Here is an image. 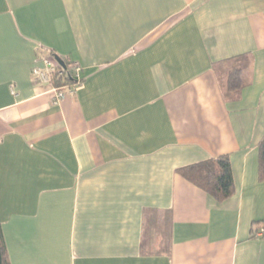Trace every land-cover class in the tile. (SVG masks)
<instances>
[{"label":"crops","instance_id":"crops-1","mask_svg":"<svg viewBox=\"0 0 264 264\" xmlns=\"http://www.w3.org/2000/svg\"><path fill=\"white\" fill-rule=\"evenodd\" d=\"M240 54L226 100L214 67ZM55 56L83 80L58 103L33 74ZM263 139L264 0H0L11 264H264ZM222 155L223 202L177 173Z\"/></svg>","mask_w":264,"mask_h":264},{"label":"trees","instance_id":"trees-1","mask_svg":"<svg viewBox=\"0 0 264 264\" xmlns=\"http://www.w3.org/2000/svg\"><path fill=\"white\" fill-rule=\"evenodd\" d=\"M64 67H60L53 74L51 85L53 87H62L66 85L75 86L76 80L68 75L71 68V61L64 59ZM251 58L247 54L229 58V60L221 62L214 67L216 77L223 90L226 100L237 98L245 85L244 72L251 65ZM259 181L264 182V139L259 146ZM177 173L190 181L197 188H201L210 196L212 195L219 202L229 199L234 195L236 186L234 185V175L232 171V163L228 155H222L217 158L198 162V164L189 165L185 168L177 170ZM152 223L155 224L157 214L152 215ZM171 219V217H166ZM165 220V221H166ZM170 221V220H169ZM165 238L163 248L158 254L168 255L171 252L170 247V223L166 221ZM255 224L259 223H254ZM251 236L254 237L255 232L251 229ZM0 264H11L6 239L3 229L0 225Z\"/></svg>","mask_w":264,"mask_h":264},{"label":"built area","instance_id":"built-area-1","mask_svg":"<svg viewBox=\"0 0 264 264\" xmlns=\"http://www.w3.org/2000/svg\"><path fill=\"white\" fill-rule=\"evenodd\" d=\"M44 67L43 68H36L33 70L34 76L39 78L44 84H46L51 92L54 95V102L58 103L64 100L69 93H72L76 87L82 84L81 78V68L77 63L71 62V68L69 70L68 75H71L76 80L75 86L66 85L62 87H53L51 85L53 74L56 70L62 66L56 61L55 58H44L43 59Z\"/></svg>","mask_w":264,"mask_h":264},{"label":"water","instance_id":"water-1","mask_svg":"<svg viewBox=\"0 0 264 264\" xmlns=\"http://www.w3.org/2000/svg\"><path fill=\"white\" fill-rule=\"evenodd\" d=\"M55 59L60 64V66L64 67V60H62L59 56H55Z\"/></svg>","mask_w":264,"mask_h":264},{"label":"rangeland","instance_id":"rangeland-1","mask_svg":"<svg viewBox=\"0 0 264 264\" xmlns=\"http://www.w3.org/2000/svg\"><path fill=\"white\" fill-rule=\"evenodd\" d=\"M163 246V244L161 245V247ZM163 248V247H162Z\"/></svg>","mask_w":264,"mask_h":264}]
</instances>
